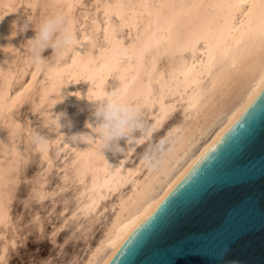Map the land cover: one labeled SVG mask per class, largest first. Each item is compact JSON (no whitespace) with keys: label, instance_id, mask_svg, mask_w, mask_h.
I'll return each instance as SVG.
<instances>
[{"label":"bare ground","instance_id":"obj_1","mask_svg":"<svg viewBox=\"0 0 264 264\" xmlns=\"http://www.w3.org/2000/svg\"><path fill=\"white\" fill-rule=\"evenodd\" d=\"M82 2L41 0L43 9L50 7V14L68 13L80 42L77 48L64 54L70 55V59L64 61L66 63H59L62 58L58 56L57 62L46 68L48 84H42L39 92L40 99L49 102L45 122L60 113L64 114L62 125L69 119L67 108L58 109L62 95H65L62 85L66 76L74 81L72 91L76 110L84 111L88 117L74 134L86 133L95 139L96 134L92 132L96 126L95 102L88 98L102 97L117 88L127 89L128 97L138 99L153 116L146 131L125 154L103 152L98 143L91 142V137L88 138L90 143H74L71 140L74 134L60 135L67 146H73L74 150L70 148L74 155L67 160H70L75 178L84 183L81 202H78L82 213L96 211L104 198L127 186L138 175L141 166L147 167L143 175L135 179L132 188L118 196L117 203L114 202L117 208L102 234L94 244L87 246V253L79 257V264H105L264 84V0H96L90 24L78 35L74 9ZM39 3L40 0H0V51L5 53L0 63V77H4L0 115L7 114L0 122V144L5 148L9 132L22 125L15 124L18 120L13 113L42 69L34 66L26 89L9 96V77H15L9 44L14 33L17 34L15 26L23 13L28 9L34 11ZM99 11L104 20L97 17ZM125 28L128 39L121 34ZM112 75L116 84L108 89L106 83ZM80 79L87 83L83 92L77 85ZM179 104L184 117L166 132L170 139L167 147L150 162L142 158L136 167H125L133 151L163 125ZM44 135L48 137L49 134ZM120 144L127 147L125 140ZM19 148L17 143L12 148L9 163L0 164V227L6 228L11 222L9 201L2 185L7 180L8 168L18 159ZM2 236L5 235L0 230ZM12 242L15 241L10 238L1 243L0 264L8 255V245Z\"/></svg>","mask_w":264,"mask_h":264},{"label":"rangeland","instance_id":"obj_2","mask_svg":"<svg viewBox=\"0 0 264 264\" xmlns=\"http://www.w3.org/2000/svg\"><path fill=\"white\" fill-rule=\"evenodd\" d=\"M95 3L96 0H83L82 3L75 7L74 17L77 20L76 31L78 35L90 24L91 17L95 14ZM16 5H19V2H17ZM50 10V7H48V9H43L40 0V3L34 11L28 9L23 13L18 24L22 25L21 21H26V16H29L33 22V26L36 27L42 18L50 15ZM43 14H45L44 17H41ZM96 14L99 19L104 20L101 11ZM18 24L16 25L17 27L15 26L16 31H14L17 32V34L14 33L11 39L12 41H10L9 44L11 47L9 48L11 49V56L14 58H12V74L16 77L12 79L13 77L10 76L11 74H9L10 77L7 75L11 80L9 96H14L17 92H23L26 89L25 86L27 87L30 82L35 68L29 63L24 52L26 51L25 46L28 41L34 39L36 36V29L30 27L26 31H20ZM121 34L128 39L127 28H125ZM53 51L52 49H47L43 53V56L47 58V63L42 67L32 88L28 90L26 93L27 95L18 103L14 111L15 113H13L15 116L14 118L18 120V122L15 121V124H22L16 130V132L18 131V136L13 137L12 143L8 137V145L6 148L3 144H0V164L2 165H6L9 163V160L12 159V148L16 146L17 143L20 147L18 159H15L13 164L8 168L6 174L7 180H5L2 185V190L6 194L7 201H9V216L12 223L9 222L10 224H8L9 226L6 228L1 225L0 230L5 236L0 237V246L6 239L12 238L15 242L8 245V255H6L1 264H79V257L84 256L87 253L86 251H88L87 248L96 242L98 237L102 234L106 222H108L115 212L117 208V206L115 207V203H117L118 196L127 193L132 188L135 179L142 176L147 168L146 166H141L140 171L137 173L139 176L136 175L135 178L126 184L127 186L119 189V192L116 191L117 193L115 192L109 197L107 196L104 198L96 211L82 213L81 210H79L78 202H81L80 192L84 183L75 178L74 169L70 163L74 155L73 146H67L64 143L65 140L60 139V135H62V133L67 136L74 134L83 127L82 125L87 121L88 117L84 111L76 110V104L73 102L74 93L72 91L74 90V81L72 78L70 79L66 76L62 85V91L65 95H62V103L60 100L61 104H59L58 109L62 110L67 108L69 111V119L64 127L61 128L60 132H58L59 134L55 132H51L50 134L47 128H42V121L44 124H47L44 116L46 112L49 111V102L40 99L39 92L42 84H48L46 76L47 66L54 64L59 58L52 54ZM3 54L5 53L0 51V63H2L4 59ZM50 56L53 57L51 58ZM61 58L62 62L60 60L59 63L64 64L70 59V55L66 54ZM3 78L0 77V90H3ZM85 84H87L85 79H80L78 81V88L82 92L86 88ZM115 84L116 78L112 75L108 78L106 87L111 89ZM179 106L180 104L177 106L178 109H175L163 125H161L157 131L155 130L145 143L141 144L133 151L125 167H136L140 160L145 158L146 155L153 159L156 154L167 147L170 142V139L167 137L168 131L184 117L182 105ZM147 109L148 108L143 107V113H145L144 118L147 124H150L153 116H150L152 113ZM3 114L0 115V122L7 117L5 112ZM69 123L71 126H69ZM26 125H30L43 134H49V143L46 150L44 149L45 151L37 150L28 142Z\"/></svg>","mask_w":264,"mask_h":264},{"label":"water","instance_id":"obj_3","mask_svg":"<svg viewBox=\"0 0 264 264\" xmlns=\"http://www.w3.org/2000/svg\"><path fill=\"white\" fill-rule=\"evenodd\" d=\"M105 264H264V84Z\"/></svg>","mask_w":264,"mask_h":264},{"label":"clouds","instance_id":"obj_4","mask_svg":"<svg viewBox=\"0 0 264 264\" xmlns=\"http://www.w3.org/2000/svg\"><path fill=\"white\" fill-rule=\"evenodd\" d=\"M29 27H34L29 17L22 25H18L20 31H26ZM34 28L36 36L28 41L24 53L28 61L37 69L47 63V58L43 56L45 50L52 49L54 55L62 57L66 52L80 45L67 12L57 11L47 15ZM88 99L95 102L93 115L96 126L92 128V132L96 134V137L94 139L92 135L76 133L71 137V140L74 143H90L88 138L91 137V142L98 143L103 152L110 150L114 155L125 154L147 129L142 103L138 99H130L127 89L120 88L114 89L102 97ZM62 115L64 114H56L49 119L47 124L42 122V128H47L49 132H60L64 127L61 124ZM69 126H71L70 123ZM26 129L28 142L37 150L46 149L49 138L30 125H26ZM15 136H18V133L13 129L9 132L11 143ZM121 140L126 141L127 147L121 146ZM145 161L150 162L151 157L146 155Z\"/></svg>","mask_w":264,"mask_h":264}]
</instances>
